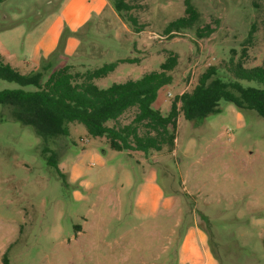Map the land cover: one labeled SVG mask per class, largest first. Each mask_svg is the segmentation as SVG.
<instances>
[{
    "label": "rangeland",
    "instance_id": "obj_1",
    "mask_svg": "<svg viewBox=\"0 0 264 264\" xmlns=\"http://www.w3.org/2000/svg\"><path fill=\"white\" fill-rule=\"evenodd\" d=\"M113 1L75 33L70 52L65 31L47 57L54 68L71 64L85 71L140 59L119 62L95 79L106 88L159 70L176 53L173 82L153 103L167 114L208 66L229 76L227 61L239 59L251 30L244 66L263 62L264 0H192L199 21L171 35L164 30L184 15L185 0H128L135 5L130 13L145 25L141 31ZM63 2L3 0L0 60L29 72L23 62L29 35L50 29ZM206 24L215 31L199 37L197 28ZM16 87L0 78V89ZM135 111L108 124L125 125ZM175 134L173 146L148 152L115 150L79 122L70 124L68 135L44 139L17 120L12 104L0 103V264H178L176 250L195 226L207 234L219 264H264V118L221 100L219 112L202 118L181 112ZM49 155L66 182L46 162Z\"/></svg>",
    "mask_w": 264,
    "mask_h": 264
},
{
    "label": "trees",
    "instance_id": "obj_2",
    "mask_svg": "<svg viewBox=\"0 0 264 264\" xmlns=\"http://www.w3.org/2000/svg\"><path fill=\"white\" fill-rule=\"evenodd\" d=\"M3 0H0V3ZM115 9L138 31L144 29L130 11L135 5L128 0H114ZM201 16L192 0H185L184 15L170 22L164 33L171 35L182 29L193 28ZM215 27H198L199 37L212 34ZM253 30L244 43L239 59L227 61L229 76L210 65L198 77L194 87L177 95L167 114L153 107L159 90L173 82L172 71L178 64V55L170 52L159 70L144 74L139 79L116 82L100 88L95 79L106 76L119 62H136L138 57H125L85 71L73 70V65L53 67V60L45 58L29 72H22L11 63L0 60V78L16 82L19 87L0 89V103L12 104L16 118L31 126L42 138L69 134L72 122L83 123L89 134L106 137L115 150L160 151L175 143L177 119L182 112L189 119H198L220 111V101L234 103L241 111L254 109L264 118V59L262 64L246 67V44L253 42ZM241 80H256L261 85H244ZM134 108L133 120L125 125H109L127 110ZM64 179L53 155L46 157ZM6 262L8 261L5 257Z\"/></svg>",
    "mask_w": 264,
    "mask_h": 264
},
{
    "label": "crops",
    "instance_id": "obj_3",
    "mask_svg": "<svg viewBox=\"0 0 264 264\" xmlns=\"http://www.w3.org/2000/svg\"><path fill=\"white\" fill-rule=\"evenodd\" d=\"M62 4L61 11L50 29L37 37L30 33L28 39L30 52H24L23 59L27 67L34 69L40 65L43 59L49 57L59 46L65 31H68L64 39L65 50L70 52L78 42L75 33L93 17L101 16L110 6L109 0H64ZM23 46L26 47L25 42ZM156 186L158 188V185ZM161 195L163 200L165 193L162 192ZM208 240L207 234L199 226L190 229L183 243L176 250L178 264H219Z\"/></svg>",
    "mask_w": 264,
    "mask_h": 264
}]
</instances>
